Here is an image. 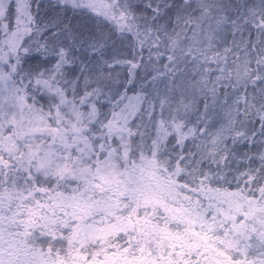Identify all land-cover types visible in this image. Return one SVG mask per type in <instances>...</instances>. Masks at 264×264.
<instances>
[{"label":"snow or ice","instance_id":"1","mask_svg":"<svg viewBox=\"0 0 264 264\" xmlns=\"http://www.w3.org/2000/svg\"><path fill=\"white\" fill-rule=\"evenodd\" d=\"M0 264H264V0H0Z\"/></svg>","mask_w":264,"mask_h":264}]
</instances>
